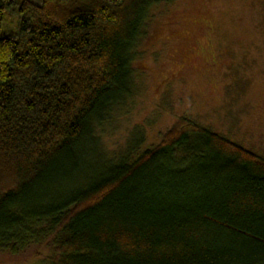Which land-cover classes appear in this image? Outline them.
<instances>
[{
	"label": "trees",
	"instance_id": "16d2710c",
	"mask_svg": "<svg viewBox=\"0 0 264 264\" xmlns=\"http://www.w3.org/2000/svg\"><path fill=\"white\" fill-rule=\"evenodd\" d=\"M157 2L0 0V251H47L53 264H264L263 157L181 119L110 170L81 165L94 121L128 91ZM13 17L18 31L3 34Z\"/></svg>",
	"mask_w": 264,
	"mask_h": 264
},
{
	"label": "rangeland",
	"instance_id": "374dc122",
	"mask_svg": "<svg viewBox=\"0 0 264 264\" xmlns=\"http://www.w3.org/2000/svg\"><path fill=\"white\" fill-rule=\"evenodd\" d=\"M18 23L5 19L2 33L15 34ZM141 30L127 93L93 123L87 173L154 148L181 119L264 158V0H158ZM69 177L54 190L80 181ZM33 250L0 251V264H53L47 251Z\"/></svg>",
	"mask_w": 264,
	"mask_h": 264
}]
</instances>
